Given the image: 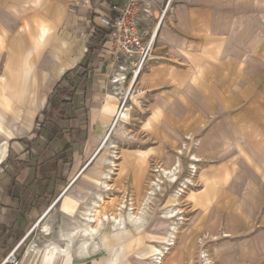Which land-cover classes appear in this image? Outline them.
I'll return each instance as SVG.
<instances>
[{"label": "crops", "instance_id": "crops-1", "mask_svg": "<svg viewBox=\"0 0 264 264\" xmlns=\"http://www.w3.org/2000/svg\"><path fill=\"white\" fill-rule=\"evenodd\" d=\"M127 2L0 0V262L24 238L19 264H148L137 256L132 263L125 246L114 247L139 240L129 222L95 237L98 249L79 251L77 239L65 244L87 221L79 217L82 206L91 208L96 193L105 199L108 191L98 182L108 181V150L121 134L116 121L107 135L119 104L111 77L119 70L110 43L97 34H105L98 17ZM149 2L147 33L165 0ZM166 15L140 81L162 85L169 97L194 91L174 117L182 116L183 130H200L203 116L216 117L214 134L201 133L202 141L234 149L231 159H218L214 174H203L205 206L221 212L223 235L247 233L248 244L264 245V0H172ZM125 73L130 77V69ZM144 170L135 178L137 192ZM141 216L156 242L163 240L155 230L163 219L149 224ZM28 243L36 246L25 250ZM246 257L250 263L249 248Z\"/></svg>", "mask_w": 264, "mask_h": 264}, {"label": "rangeland", "instance_id": "rangeland-1", "mask_svg": "<svg viewBox=\"0 0 264 264\" xmlns=\"http://www.w3.org/2000/svg\"><path fill=\"white\" fill-rule=\"evenodd\" d=\"M155 45L156 41L154 48ZM153 58L152 51L149 60ZM143 78L140 81L138 76L132 85L124 109L125 116L121 118L123 130H120L121 134L113 139L114 147L108 150L113 164L104 165L105 170H111L109 173L111 178L107 179L111 190L104 192L106 193L105 199L108 201L105 212L114 213L119 208L120 202L127 204V207L132 202L131 207H133V212H136L147 188V183L154 179L161 186V192L144 209L146 221L152 224V221L159 218L165 210L181 209L180 215L177 216L180 219L178 220L179 229L174 239L175 244L170 246L172 248L168 250L161 264H204L203 251L208 258V264H264L263 242L250 241L248 244L247 233L230 236L227 234L228 237L224 234V236V230L219 226L221 212L210 211L205 206L208 185L203 174L205 172L214 174L218 167V159L220 157L231 159L234 149L231 145L217 147L209 145L208 141H202L201 138L204 135H200L201 133L209 134L211 132V135L214 134L216 117L213 115L203 116L200 130H183L180 124L182 116L179 120H174V117L182 113L183 107H188L186 104L194 99V91L186 94L184 98L181 91L178 93L175 90L169 97L170 92L161 91L162 85L156 89L151 83H146ZM132 95H134L133 98H131ZM117 133L115 132V134ZM175 134L178 136L177 142ZM179 149L186 150L180 155L178 154ZM193 155L201 158V161L193 162L196 166L195 172L190 167ZM178 157L182 170L180 169L177 173V184L170 187L161 183V180L158 179H161L158 169H161L160 166L166 167L167 161L169 163L177 161ZM141 166L145 167L144 177L140 191L137 192L134 183L135 178L141 172ZM234 167L237 169L238 165L235 164ZM240 167L246 170L245 164L241 163L238 169ZM154 170L157 171L154 172ZM155 175H158V178ZM172 190L181 193L178 196L179 200L176 197H171ZM89 202V200L86 201L87 204ZM123 211H127V208H124ZM212 212V217L206 220L205 217ZM204 223L205 225H203ZM259 228L256 227L257 230ZM105 230H108V226ZM131 230L139 240L131 242V238H126L121 243H115L114 247L118 249L119 246H125L128 250L127 259L134 263V256L142 259L148 258L149 254L146 251L152 249L150 246L158 244L157 239H154L151 231L147 229L146 222L143 226L131 228ZM155 230L162 234L163 240L161 241L168 239L163 230L159 228H155ZM250 238H253L252 235ZM248 248L251 250L250 263L246 257Z\"/></svg>", "mask_w": 264, "mask_h": 264}, {"label": "bare ground", "instance_id": "bare-ground-1", "mask_svg": "<svg viewBox=\"0 0 264 264\" xmlns=\"http://www.w3.org/2000/svg\"><path fill=\"white\" fill-rule=\"evenodd\" d=\"M157 29H158V27L155 29L156 33H157ZM133 97H134V95L131 96V98H133ZM124 116H125L124 111H121L119 113V116L117 117L118 119L116 120L117 122L115 124V126L118 124L117 128H116V133L119 132L120 130H123L122 129V119L120 117H124ZM175 138H176L175 141L177 142L178 137H175ZM186 138L189 139L187 136H186ZM112 141H114V140H111V142ZM180 146H181L180 148H182V145H180ZM184 150H186V149H183V151ZM183 151L180 150L178 154L181 155L183 153ZM191 160H192V163H190L191 164L190 167H192L194 169V172H195L196 166L193 162H199L200 158L196 155H193ZM106 161H108V160H106ZM176 162H177V165H175ZM175 163L173 164V166H170V167H161L160 166L161 169H158V171L160 170L161 179L158 178V175H155L159 180H161V183H165L166 185H168L170 187L173 185L175 186V184H177V182H178L177 173L180 171V169L182 170L179 157H178L177 161H175ZM155 171H157V170H154V172ZM109 172H110V170H108V173ZM107 177L110 178L109 175L105 176V178H107ZM155 181H157V180L153 179V180H149V182L147 181L148 182L147 188L145 189V193L142 197L141 203H140L138 210L136 212H133V207H131L132 202L128 204V205H130L129 207H127V204L120 202L119 203L120 208L115 210L114 213H106L105 212V208H106L105 206H106V202H108V201L104 199L103 193L97 192L96 193L97 199L94 200L93 206L87 210H83V211L79 212V217L85 218V220L87 219V221H84V225L78 226L76 233L72 232L69 234V236H67V240L65 241L66 246L71 245L73 239H77L75 246H76V248H78L79 251H82L84 249V247L87 248V246H92L93 247V248L91 247L92 249H98L99 244H98V240L95 239V237H101L106 232L105 229L107 228V226L111 227V229L126 228V227H128L126 224L129 222L130 223L129 226H133L135 228L139 227L141 225L140 224L141 222L144 223V219L141 216V212H143L144 209H146V207H148L149 204L152 202L154 197L157 194H159V192H161V186L158 183H156ZM107 182L106 181H99L98 184L103 189L110 190V184H108ZM182 190L184 191V189H182ZM180 194L178 193V191L172 190L171 197L172 198L176 197L178 199V196ZM109 202H110V200H109ZM141 206H143V207L140 208ZM124 208H127V211H123ZM167 210H165V212H163V214L160 215V217L163 219V221H160L159 226H157L156 228L163 230L166 233L168 239L165 241L157 242L158 245L150 246V248H152V249L149 252L148 258H144V260L148 261V264H161L162 259L168 253V250H170V248H172L170 246H173L175 244L174 239L176 238V234H177V231L179 229L178 220L180 219V218H177V216L180 215L181 209L180 208H173L171 210H169V209H167ZM103 219L105 221H103ZM135 219H137L138 222L134 221ZM79 220L80 219H78V221ZM121 220H127V221H121ZM81 222H80V224H81ZM85 234L90 235L89 240L83 239ZM225 235L227 236V234H225ZM86 239H87V237H86ZM101 243H103V242H101ZM202 253H203L202 256L204 257V260H205L204 264H208L209 263L208 258H206V255H204V251Z\"/></svg>", "mask_w": 264, "mask_h": 264}, {"label": "built area", "instance_id": "built-area-1", "mask_svg": "<svg viewBox=\"0 0 264 264\" xmlns=\"http://www.w3.org/2000/svg\"><path fill=\"white\" fill-rule=\"evenodd\" d=\"M171 2L172 0H165L158 14L156 28L159 27L167 11L170 9ZM151 9L149 0H128L127 4L116 12L115 15H100L98 17V24L105 32L104 36L110 43L111 59L117 64L119 70L111 77V81L113 82L111 90L117 97L119 104L115 119L107 135L118 119L119 113L124 111L128 95L130 94L129 92L135 79L151 58L156 40V28L152 32L147 33L142 26V24L151 17ZM128 69H130V77L125 73ZM128 79H130V83L124 86V83ZM53 205L54 204H51L50 208ZM43 216L44 214L40 217V220ZM30 231L31 230H29L27 234ZM23 239L24 238L7 253L0 264L20 263L21 254L18 250ZM33 246H36V244L30 243L25 250Z\"/></svg>", "mask_w": 264, "mask_h": 264}, {"label": "trees", "instance_id": "trees-1", "mask_svg": "<svg viewBox=\"0 0 264 264\" xmlns=\"http://www.w3.org/2000/svg\"><path fill=\"white\" fill-rule=\"evenodd\" d=\"M97 34L99 35V37H102L104 35V33L102 31H99V30H98Z\"/></svg>", "mask_w": 264, "mask_h": 264}]
</instances>
